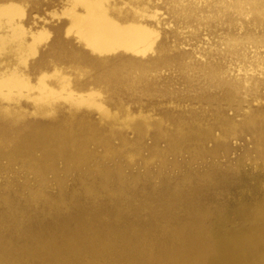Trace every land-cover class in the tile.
<instances>
[{
  "label": "rangeland",
  "instance_id": "rangeland-1",
  "mask_svg": "<svg viewBox=\"0 0 264 264\" xmlns=\"http://www.w3.org/2000/svg\"><path fill=\"white\" fill-rule=\"evenodd\" d=\"M104 1L152 47L94 51L72 0H0L34 41L0 48L30 84L0 88V264H264V0Z\"/></svg>",
  "mask_w": 264,
  "mask_h": 264
},
{
  "label": "bare ground",
  "instance_id": "bare-ground-1",
  "mask_svg": "<svg viewBox=\"0 0 264 264\" xmlns=\"http://www.w3.org/2000/svg\"><path fill=\"white\" fill-rule=\"evenodd\" d=\"M72 1L74 5L76 3L81 5L82 12H78L73 8L71 9L69 8L70 9L69 10V17H70L69 22L71 25V29H73L75 33L78 35V37H80L94 51L108 52V51H112L118 48H121V49L123 48V49L130 50L133 52H144L146 49H148L151 46L153 39L155 37V32L153 31V29L151 30L147 27H144V25H139L135 23H132V24L117 23L115 20H113L110 17L109 12H108L109 8H107L106 6L107 4L105 3L104 0H72ZM18 10H19V7L17 8V6L13 4H8V5H4L0 7V19H3L11 27V30L9 29L10 33L8 35L7 34L0 35V48L4 49L5 47H8L9 44L13 43L14 46L16 47V50L20 53V55H22L25 53L27 54L33 50L34 41L32 40V42H26L24 34H23L24 30L21 29L20 26L18 25H13L14 18L16 17ZM19 12H21V10ZM33 37L35 38V36ZM13 53H16V52H13ZM23 76L21 74H17L15 71H12L8 74L0 76V88L5 90L6 93L4 92V94L7 95L8 91L11 92L13 90H22V89L30 87L29 81ZM47 78L48 77H46L45 79ZM56 79H59V78H56ZM37 88L39 90L38 91L39 98H42L45 100H51L52 98L58 95L56 94V91H54V89L52 90L49 86L47 87L45 84L41 82L38 83ZM4 100L6 101V99ZM54 100H57V99H54ZM86 101L89 103L91 102L89 98H86ZM92 101H94V99ZM84 102L85 101H82V100L79 101V103H84ZM83 105L85 106L86 104H83Z\"/></svg>",
  "mask_w": 264,
  "mask_h": 264
}]
</instances>
